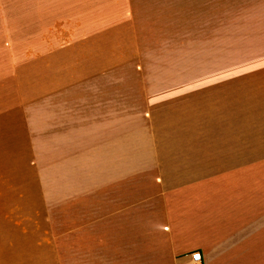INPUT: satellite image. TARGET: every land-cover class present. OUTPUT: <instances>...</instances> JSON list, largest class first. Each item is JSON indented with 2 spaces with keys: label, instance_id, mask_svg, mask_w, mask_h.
<instances>
[{
  "label": "crops",
  "instance_id": "crops-1",
  "mask_svg": "<svg viewBox=\"0 0 264 264\" xmlns=\"http://www.w3.org/2000/svg\"><path fill=\"white\" fill-rule=\"evenodd\" d=\"M136 1L0 0V264L59 261L52 223L42 229L49 193L23 188L35 176L23 173L26 151H33L29 167L40 164L39 135L53 142L99 135L93 163L99 187L121 179L122 83L104 76L137 45ZM4 55H34V70L53 74L35 81L43 88H26L21 82L33 70ZM6 71H12L9 93ZM221 84L225 126L216 127V136L203 127L198 137L191 128L147 125L138 151L145 162L129 163L156 171L163 206L127 210L132 223L155 225V244L171 264H190L195 252L200 264H264V73L227 76ZM7 98L15 104L5 106Z\"/></svg>",
  "mask_w": 264,
  "mask_h": 264
},
{
  "label": "rangeland",
  "instance_id": "rangeland-1",
  "mask_svg": "<svg viewBox=\"0 0 264 264\" xmlns=\"http://www.w3.org/2000/svg\"><path fill=\"white\" fill-rule=\"evenodd\" d=\"M134 12L137 45L123 54L121 68L104 76L122 83L117 97L122 113L121 179L99 187L93 166L99 135H88L87 141L82 135L81 140L80 135H61L54 142L49 134L39 135L37 169L28 166L33 151H26L23 173L35 176L23 188L49 193L43 210L51 207V212L43 213L41 222L43 232L50 231L51 223L56 231L57 236L52 235L58 241V264H171L162 260V246L155 244V225L132 223L127 210L163 206L154 167L129 164L145 162L138 151L146 127L191 128L198 137L203 127L210 137L216 136V127L225 126L221 83L227 76L248 80L264 73V0H137ZM34 58L4 55L5 62L20 61L33 70L22 85L40 89L35 81L53 71L36 72ZM5 75V91L13 92L12 71ZM11 104L15 101L7 98L5 106ZM131 151L136 158H130ZM36 176L41 182L34 181Z\"/></svg>",
  "mask_w": 264,
  "mask_h": 264
},
{
  "label": "built area",
  "instance_id": "built-area-1",
  "mask_svg": "<svg viewBox=\"0 0 264 264\" xmlns=\"http://www.w3.org/2000/svg\"><path fill=\"white\" fill-rule=\"evenodd\" d=\"M201 256H202V255H201L200 252H195V253H193V255H192V259H191V263H190V264H200L201 259H202Z\"/></svg>",
  "mask_w": 264,
  "mask_h": 264
}]
</instances>
